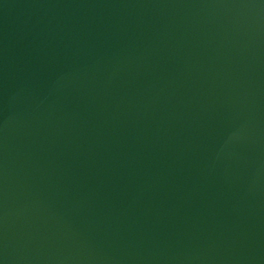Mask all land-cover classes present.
<instances>
[{"label":"water","instance_id":"1","mask_svg":"<svg viewBox=\"0 0 264 264\" xmlns=\"http://www.w3.org/2000/svg\"><path fill=\"white\" fill-rule=\"evenodd\" d=\"M0 264H264V0H0Z\"/></svg>","mask_w":264,"mask_h":264}]
</instances>
